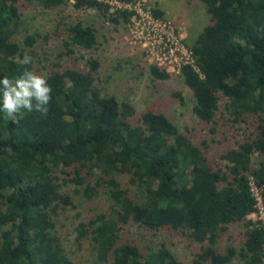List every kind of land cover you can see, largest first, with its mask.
Segmentation results:
<instances>
[{
    "label": "trees",
    "instance_id": "trees-1",
    "mask_svg": "<svg viewBox=\"0 0 264 264\" xmlns=\"http://www.w3.org/2000/svg\"><path fill=\"white\" fill-rule=\"evenodd\" d=\"M21 1L42 8L71 1L75 9H95L113 24L131 15L124 9L109 13L104 0H0V78L15 79L30 70L19 58L33 37L24 36L21 45L10 40ZM198 1L209 20L189 46L191 63L179 67L193 98L191 111L212 122L221 94L233 121L255 115L253 136L220 155L224 170L212 168L162 113L144 111L133 124L135 111L128 102L100 95L93 85L96 59H88L84 71L49 72L53 91L47 114L24 112L13 123L0 113V264H74L52 231V215L58 208L75 210L62 185L81 186L92 175L94 184L82 192L89 197L104 188L110 212L79 221L75 230L77 239L90 238L97 264L107 258V264H180L162 243L144 253L131 242L118 244V233L129 222L205 243L196 254L198 262L225 264L237 256L241 264H264L263 226L248 217L255 210L251 185L264 195V0ZM151 13L161 16L158 9ZM65 30V54L72 46L94 45L91 26L75 21ZM148 72L160 80L169 76L156 65ZM252 155L260 156L254 166ZM118 173L128 174L139 188L140 202L121 187ZM230 224L242 226L243 241L219 252L216 239Z\"/></svg>",
    "mask_w": 264,
    "mask_h": 264
},
{
    "label": "rangeland",
    "instance_id": "rangeland-1",
    "mask_svg": "<svg viewBox=\"0 0 264 264\" xmlns=\"http://www.w3.org/2000/svg\"><path fill=\"white\" fill-rule=\"evenodd\" d=\"M136 1L139 12L132 11L126 22L118 24L109 22L95 9H75L71 1L51 8L21 1L18 4V22L10 40L21 45L24 36L33 37L32 45L24 47L22 55L32 57L30 70L38 74L47 75L53 70L65 68L84 71L88 69L87 60L96 59L99 66L94 73L93 85L100 95H111L117 101L128 102L135 111L130 118L131 123H137L144 111L162 113L200 150L205 165L224 170L226 161L220 155L253 136L255 115L245 114L242 119L233 121L223 107L226 99L221 94H217L218 109L212 122L197 119L191 111L193 98L181 79L179 65L187 58L189 46L196 35L208 23L203 4L198 0ZM113 7L109 6V13L115 11ZM152 9L161 11V16L153 15ZM75 21L93 28L95 42L89 49L72 46V52L65 54V29ZM149 65L164 69L168 78H153L148 72ZM258 159L259 155H252V166ZM55 173L57 178L61 177L59 172ZM87 179L88 183L84 182L81 186L73 183L62 185V191L70 196L75 210L58 208L52 215V231L58 237L64 254L74 264H97L90 238L77 239L75 226L100 212L108 214L111 208L104 188L98 187L89 197L82 192L83 187L92 186L96 178L92 175ZM116 179L134 201L143 199L139 188L130 183L128 174L118 173ZM252 192L256 207L248 217L264 223V195L254 186ZM75 212L78 217H75ZM242 241V226L230 224L216 239L214 247L222 252L227 245L237 248ZM124 242L135 244L141 253L162 243L180 264H211L208 261L198 262L196 256L205 243L192 241L177 231L165 228L148 230L129 222L118 233L117 243ZM109 260L107 258L103 264ZM241 263L242 259L235 256L225 264Z\"/></svg>",
    "mask_w": 264,
    "mask_h": 264
},
{
    "label": "clouds",
    "instance_id": "clouds-1",
    "mask_svg": "<svg viewBox=\"0 0 264 264\" xmlns=\"http://www.w3.org/2000/svg\"><path fill=\"white\" fill-rule=\"evenodd\" d=\"M19 63L30 65L32 57L25 54ZM52 91L45 74L28 68L15 79L4 76L0 78V113L13 123H18L24 112L47 114Z\"/></svg>",
    "mask_w": 264,
    "mask_h": 264
},
{
    "label": "built area",
    "instance_id": "built-area-1",
    "mask_svg": "<svg viewBox=\"0 0 264 264\" xmlns=\"http://www.w3.org/2000/svg\"><path fill=\"white\" fill-rule=\"evenodd\" d=\"M104 1L107 2L110 7H111V5L114 6L113 9H121V10L124 9L126 11H129L131 15H132V11H133V13L139 12V7H137L138 2L136 0H131L128 2H123L120 0H104ZM190 53H191V51L189 50L187 52V54H188L187 58L184 59L183 61H181L180 65L183 63H189V62L191 63ZM180 65H179V67H180ZM251 192H252V185H251ZM252 195H253V192H252ZM254 199H255V196H254ZM254 206L256 207V199H255V205ZM259 222L261 223V225L263 226V229H264V223L261 221H259Z\"/></svg>",
    "mask_w": 264,
    "mask_h": 264
}]
</instances>
